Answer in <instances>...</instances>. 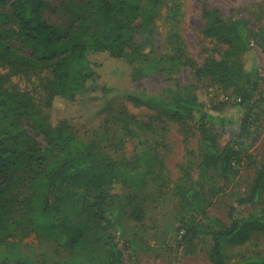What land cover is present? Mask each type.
<instances>
[{"label":"trees","instance_id":"trees-1","mask_svg":"<svg viewBox=\"0 0 264 264\" xmlns=\"http://www.w3.org/2000/svg\"><path fill=\"white\" fill-rule=\"evenodd\" d=\"M167 5V0L69 1V22L62 23L46 19L48 0H0V245L8 254L0 264H125L114 234L102 229L108 212L104 200L115 196L111 188L119 182L133 190L132 206L140 198L164 197L168 190L178 197L175 211L187 228L185 236L212 238L210 264H231L227 245L242 247L264 235V158L256 160L249 141V110L263 97L264 85L253 45L264 52V28L253 29L245 16L227 18L217 7H204L203 33L215 39L220 55L209 54L200 63L174 32L180 4L168 10ZM162 16L170 23L168 51L157 46ZM90 49L128 61L135 79L186 67L237 96L215 102L198 83L171 90L172 112L164 114L199 130L200 177H193L192 161L183 163L172 186L159 142L142 138L131 156L121 153L126 137L137 132L133 125L143 132L157 127L126 110L114 121L124 122L125 134L104 133L105 139L83 137L68 119L57 117L63 102L74 100L95 77ZM146 99L138 95L134 103ZM219 132H228L230 141L221 144ZM245 164L254 166L253 178L233 196L236 204L254 209L237 213L232 204L230 221L212 217L208 173L218 170L231 177ZM131 214L138 221L146 217L140 206ZM32 236L42 245L54 241L68 256L48 261L46 255L19 254L23 240ZM241 258L240 263L253 259Z\"/></svg>","mask_w":264,"mask_h":264},{"label":"rangeland","instance_id":"rangeland-1","mask_svg":"<svg viewBox=\"0 0 264 264\" xmlns=\"http://www.w3.org/2000/svg\"><path fill=\"white\" fill-rule=\"evenodd\" d=\"M69 1L80 3L83 0H48L45 17L52 22H69L66 4ZM166 9L180 4L177 29L174 32L180 36V42L185 52L198 62L213 54L219 57L220 47L215 39L206 37L203 33L204 7H217L227 18L245 16L250 20L253 29L264 28V0H167ZM165 9V10H166ZM10 13V8H4ZM170 23L162 16L156 28L157 46L161 51H168ZM257 59L260 61L264 76V52L254 44ZM96 71L95 77L88 86L78 93L74 100L64 101L57 110V117L68 119L81 136L89 138L95 136L104 138V133L110 137L115 133L125 134L126 127L123 121H118L121 113L126 110L129 114L156 124V130L143 132L133 125L134 135H128L120 152L131 156L134 146L140 139H149L159 142V152L164 158L173 186L180 175V166L192 161L194 178L200 177L202 166L198 159L202 150L200 132L192 126H182L171 119L165 112H172L170 108L172 89L182 84L198 83L209 92V97L217 102L225 99L235 101L237 96L232 91L218 87L208 78L201 80L189 68L183 67L172 72H157L146 77L135 79L132 75V65L121 58L112 56L109 52H99L93 49L88 51ZM32 81L38 86V76ZM32 81L30 84H32ZM263 97L255 102L249 110V126L251 148L257 161L264 158V85ZM147 96L145 104L134 103V97ZM113 119L108 123V119ZM109 127V129H107ZM108 130V131H105ZM221 144L230 141L228 132H219ZM105 139V138H104ZM108 143V142H107ZM255 168L245 164L238 174L226 177L221 171L208 173L206 189L209 191L212 204L210 215L225 222L229 220V211L232 204L238 208L237 213H248L254 205H238L233 193L236 190L245 191L250 184ZM152 192V191H151ZM111 193L115 196L104 200L107 215L102 220L103 231L112 232L124 252L125 264H210L208 250L213 241L210 235L202 234L199 237L186 235L187 228L179 223L176 215L178 197L168 190L164 197L152 196L150 199H139L133 205L129 197L133 190L119 182L112 186ZM95 194L90 198L96 200ZM264 205V201L260 204ZM143 207L146 217L143 221L136 220L132 213L134 207ZM136 241L135 243L132 241ZM43 241V240H42ZM29 243L31 247H28ZM32 243V244H31ZM45 247V248H44ZM226 253L231 264H264V235L253 237L247 245H227ZM7 248L0 245V261L6 258ZM19 254L34 255L48 261L60 260L68 256V251L51 240L41 244L34 236L23 240L17 250ZM17 254L12 255L14 258ZM251 256L253 259L242 261V256Z\"/></svg>","mask_w":264,"mask_h":264}]
</instances>
